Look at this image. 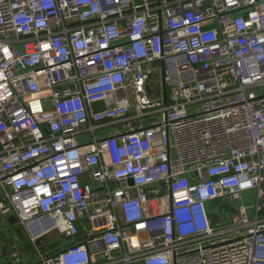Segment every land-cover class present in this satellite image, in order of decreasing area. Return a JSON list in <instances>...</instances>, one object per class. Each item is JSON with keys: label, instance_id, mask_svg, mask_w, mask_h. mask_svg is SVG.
Returning a JSON list of instances; mask_svg holds the SVG:
<instances>
[{"label": "built area", "instance_id": "1", "mask_svg": "<svg viewBox=\"0 0 264 264\" xmlns=\"http://www.w3.org/2000/svg\"><path fill=\"white\" fill-rule=\"evenodd\" d=\"M0 217L11 264H264V0H0Z\"/></svg>", "mask_w": 264, "mask_h": 264}, {"label": "crops", "instance_id": "2", "mask_svg": "<svg viewBox=\"0 0 264 264\" xmlns=\"http://www.w3.org/2000/svg\"><path fill=\"white\" fill-rule=\"evenodd\" d=\"M217 201L219 200L214 201L210 206V217L214 215L213 205ZM9 218L0 217V264H11L7 257V248L11 245L18 247L21 259L24 263H32V261L30 262L31 259H28L27 257L29 252L33 253L31 246L32 244L26 235L25 229L22 225L18 224L16 220H14L12 223L9 222ZM228 221L229 220L227 219L226 223H228ZM60 243L67 244L68 241L59 236L52 238L49 241V246L46 248V250L52 251L56 249ZM34 255L36 256V253Z\"/></svg>", "mask_w": 264, "mask_h": 264}, {"label": "rangeland", "instance_id": "3", "mask_svg": "<svg viewBox=\"0 0 264 264\" xmlns=\"http://www.w3.org/2000/svg\"><path fill=\"white\" fill-rule=\"evenodd\" d=\"M158 66H160V63L152 64L153 68H156ZM158 81H159V77L155 76L154 82H158ZM172 87L173 86H167V92H170ZM254 204H255V198H254V195L252 194L251 191H246V192L242 193L241 199L238 200V202L236 204H233V203L229 204L225 201V199H219V201H217L213 205V207H214V213L213 214L214 215L210 218V221L216 227H222L226 224L228 217L232 213L239 212L242 207H251ZM55 237H57V235L53 233L49 237H44L42 240H39L37 242V245L40 248V250L43 251V249H46L49 246V241ZM32 251H33V253L29 252L27 257H28V259H31L30 262L32 261V259L34 262H36L37 258L34 255L35 250H34L33 246H32Z\"/></svg>", "mask_w": 264, "mask_h": 264}, {"label": "water", "instance_id": "4", "mask_svg": "<svg viewBox=\"0 0 264 264\" xmlns=\"http://www.w3.org/2000/svg\"><path fill=\"white\" fill-rule=\"evenodd\" d=\"M14 220H15L14 217H10V218H9V222H11V223H12Z\"/></svg>", "mask_w": 264, "mask_h": 264}]
</instances>
